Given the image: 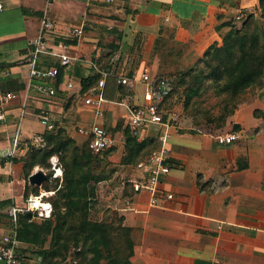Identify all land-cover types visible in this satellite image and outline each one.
Masks as SVG:
<instances>
[{
	"label": "crops",
	"instance_id": "obj_1",
	"mask_svg": "<svg viewBox=\"0 0 264 264\" xmlns=\"http://www.w3.org/2000/svg\"><path fill=\"white\" fill-rule=\"evenodd\" d=\"M0 5V87L17 96L4 109L6 122L0 123V203L10 202L0 207L1 241L8 232L10 208L25 203L26 187H37L29 178L40 169L27 177L21 161L26 153L10 160L6 153L16 137L22 144L37 137L44 140L49 131L39 118L42 109L80 147L90 141L78 128L101 125L116 143L113 148L119 157L111 162L119 169L118 177L126 183L142 179L144 171L121 163L130 130L129 110L120 102L143 105L145 68L151 79L190 68L210 46L222 43L229 28L218 27L235 23L241 10L254 12L259 0H0ZM45 16L54 28L44 36L56 45L68 43L67 53L73 59L69 68L47 83L57 90L50 99L28 90L32 42ZM75 29L83 35L72 34ZM56 63L47 55L37 66L46 69ZM104 74V116L96 118L84 97ZM120 77L135 81L134 89L119 84ZM69 81L80 96H70ZM165 103L159 106L168 126L145 127L136 140L168 134L170 172L161 177L159 187L173 199L161 197L152 206L149 191L124 198V182L116 210L132 230L131 264H264V85L228 121V126L239 127L231 132L242 138L226 147L216 145L212 131L176 124V116L167 120ZM51 240L49 236L39 246L21 242L22 264H50L44 253L50 250Z\"/></svg>",
	"mask_w": 264,
	"mask_h": 264
},
{
	"label": "trees",
	"instance_id": "obj_2",
	"mask_svg": "<svg viewBox=\"0 0 264 264\" xmlns=\"http://www.w3.org/2000/svg\"><path fill=\"white\" fill-rule=\"evenodd\" d=\"M226 26L229 30L221 44L210 46L190 68L178 70L174 89L162 102L168 101L177 87L183 88L184 111L196 128L226 125L246 97L264 85V0H259L258 8L241 26L230 21L218 29ZM126 135L121 161L124 165L138 166L160 147L159 139L139 142L129 132ZM43 138L44 147H30L21 159L25 175L29 177L36 167L50 168V158L57 155L63 180H54L48 174L42 189L55 191L49 198L52 219L36 223L20 215V242L39 246L52 236L51 248L44 253L50 264H131L135 248L132 230L124 226V218L116 210L105 209L106 215L102 216L103 207L98 208L99 185L111 179L112 171L96 170L95 164L104 165L103 160L107 161L117 149L94 154L89 143L77 146L63 128L46 132ZM124 188L123 197L131 198V184L126 183ZM40 190L27 186L25 199ZM9 204L2 202L0 207Z\"/></svg>",
	"mask_w": 264,
	"mask_h": 264
},
{
	"label": "built area",
	"instance_id": "obj_3",
	"mask_svg": "<svg viewBox=\"0 0 264 264\" xmlns=\"http://www.w3.org/2000/svg\"><path fill=\"white\" fill-rule=\"evenodd\" d=\"M108 3L114 2V0H107ZM2 5H0V11ZM253 12L250 9L241 10L236 15L235 23L241 26L243 21ZM54 25L52 21L45 16L42 20L39 36L32 42V47L29 56V63L31 65L30 77L28 81V90L33 89L38 93L39 97L54 98L57 96V90L54 86H50L47 83L53 82L59 76L60 71L67 69L72 64V57L67 53L70 45L68 43H60L59 45L50 43L44 36L47 31L53 30ZM77 37L83 35L81 29H75L72 31ZM51 56L56 59L57 63L46 69L39 68L37 64L43 56ZM106 77L99 80L98 86L89 90V93L84 97V104L86 106L93 107L96 111V118L104 116L103 104L106 102L104 97V90L106 88ZM142 80L146 84V92L144 96V104L141 106H130L129 102L122 101L120 105L128 108L129 115L127 118V125L132 137L139 139L142 129L148 126H168L164 116L160 111V104L164 101L165 97L169 95L174 89V78H150V70L145 68L142 74ZM1 81V75H0ZM119 84L126 86L130 89H134L136 82L128 77H120ZM66 88L70 96L73 94L80 96L79 92H76L75 85L69 81L66 84ZM77 93V94H76ZM16 94L14 92H2L0 87V123L6 122V114L4 109L9 106L15 99ZM25 106V105H24ZM24 110V107H23ZM24 113V112H22ZM51 114L47 109H42L39 115L41 123L45 126L47 131L52 132L57 129L58 120L52 119ZM177 120V119H176ZM174 120V121H176ZM78 133L89 139V147L94 154H99L107 151L115 146V140L109 135V133L99 124H92L89 127L78 128ZM168 134L163 133L158 136L160 147L152 152L146 161L140 162L137 166L138 169L144 171L146 176L142 179H132L127 183L131 184L134 194H138L142 191H149L153 198L151 200L152 206L158 205V200L164 197L168 200L173 199L172 194H164L160 187L161 177L170 172V152L167 148ZM242 138V135L238 132H232L227 134H221L215 137V143L218 147H226L234 144ZM125 142V140H124ZM45 142L41 137H37L31 141L30 144H22L18 137L12 143V149L6 153V159L21 158L24 153L28 151L30 147H44ZM50 168L37 169V171H43L46 175L51 174L52 179H57L62 182L63 180V168L60 162V158L54 155L50 158ZM36 171V172H37ZM55 194V191L42 190L39 194L30 195L26 199L23 205H14L10 208L9 216V228L7 234H5L0 241V264H22V258L19 254L20 240H19V216H26L27 213H31L32 217L29 222L45 221L52 219L53 205L49 201V198ZM127 201L130 204L131 201Z\"/></svg>",
	"mask_w": 264,
	"mask_h": 264
},
{
	"label": "rangeland",
	"instance_id": "obj_4",
	"mask_svg": "<svg viewBox=\"0 0 264 264\" xmlns=\"http://www.w3.org/2000/svg\"><path fill=\"white\" fill-rule=\"evenodd\" d=\"M177 73H178V69L169 70V71H167V73H164V74L167 75V78H170V77L175 78V75ZM176 90H177V92L174 93L171 96V98L165 103L166 109L164 110V114L167 115V117H168L167 120H170L171 117L176 116L177 120L176 121H173L174 119L172 120L176 124H184V125L185 124H187V125L192 124L193 120H192V118H190L188 116L189 113H186L184 111V96H183L184 89L181 87H177ZM256 94H257V92H256ZM256 94H254V95H256ZM254 95H250V96L246 97V99L244 100V103L247 102L249 100V98L254 96ZM212 101L214 102L215 100H212ZM230 118L227 120V124L222 126V127L216 128L215 126H211V125H208V126L202 125V127L200 129L203 131H212V132H214L215 136H218L221 134L232 133L231 131H233L235 129V127H234V125L228 126V124H229L228 121L230 120ZM41 127L42 126H39L38 128L41 129ZM123 152H125V151H123ZM118 157H119V155L117 156V154L115 153V154H112L107 161L103 160L105 162L104 165L95 164L96 170L102 171V170L106 169L107 171H110V173L112 171L111 179L108 182H103L99 185L100 189H99L98 208L101 209V207H103V209L101 210L102 216L106 215V212H104L105 209H106V211L107 210H116L119 207L120 201L122 200L120 189L124 187L125 180L122 181L121 178L118 177L119 169L114 167L115 162L110 163V161H112V160L113 161L116 159L118 160ZM106 162L108 163L107 166H106ZM40 169L46 170L45 168H40ZM125 184H126V182H125Z\"/></svg>",
	"mask_w": 264,
	"mask_h": 264
},
{
	"label": "water",
	"instance_id": "obj_5",
	"mask_svg": "<svg viewBox=\"0 0 264 264\" xmlns=\"http://www.w3.org/2000/svg\"><path fill=\"white\" fill-rule=\"evenodd\" d=\"M29 181L32 186L41 187L47 181V175L43 171H37L30 176ZM26 217L31 219L32 214L27 213Z\"/></svg>",
	"mask_w": 264,
	"mask_h": 264
}]
</instances>
